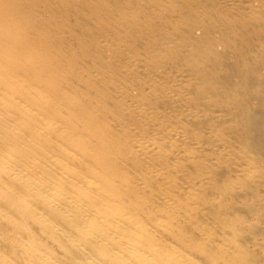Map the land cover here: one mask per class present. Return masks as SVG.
Here are the masks:
<instances>
[{"label": "bare ground", "instance_id": "6f19581e", "mask_svg": "<svg viewBox=\"0 0 264 264\" xmlns=\"http://www.w3.org/2000/svg\"><path fill=\"white\" fill-rule=\"evenodd\" d=\"M0 264H264V0H0Z\"/></svg>", "mask_w": 264, "mask_h": 264}]
</instances>
